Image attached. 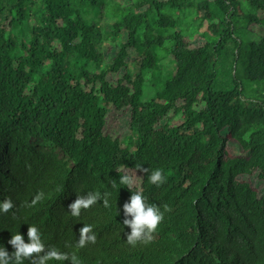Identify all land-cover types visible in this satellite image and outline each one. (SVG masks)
Instances as JSON below:
<instances>
[{"label":"trees","instance_id":"1","mask_svg":"<svg viewBox=\"0 0 264 264\" xmlns=\"http://www.w3.org/2000/svg\"><path fill=\"white\" fill-rule=\"evenodd\" d=\"M245 1L239 19V0H0V203L15 205L0 212V247L11 255L12 236L28 243L35 226L79 264H264V192L236 180L256 172L264 183V35L251 30L264 27V0ZM192 24L205 25L199 45L186 39ZM103 45L115 48L107 62ZM158 51L171 62L163 81ZM147 75L161 88L143 102ZM107 107L129 110L131 152L105 131ZM170 113L181 122L156 128ZM229 142L237 155L227 156ZM136 165L167 180L157 187L137 172L132 191L164 219L152 242L133 247L123 224L133 193L119 180ZM97 191L110 207L71 216L78 195ZM84 225L96 242L78 248Z\"/></svg>","mask_w":264,"mask_h":264},{"label":"clouds","instance_id":"2","mask_svg":"<svg viewBox=\"0 0 264 264\" xmlns=\"http://www.w3.org/2000/svg\"><path fill=\"white\" fill-rule=\"evenodd\" d=\"M137 172L148 174V180L151 184L159 187L166 183V176L161 169H155L149 172L148 168L141 165L135 166V172L132 174L120 175L119 183L124 185L133 194L129 202L123 205L124 226L131 229L127 234L126 241L130 246L135 247L138 243H150L155 239V233L164 219V213L156 205L146 202L142 193L137 190L133 192V188L140 179L136 175ZM115 187V183L113 184ZM45 198V194L40 192L33 198L31 205L34 206ZM103 200L104 207H110L108 193L103 196L100 192H88L87 195H78L76 200L71 203L69 211L71 216L79 218L82 210H88L95 206L99 201ZM15 207L11 198H6L0 203V212L8 213ZM165 211H170L167 205L164 206ZM130 217V219H129ZM28 243L20 234H15L8 243L15 249L10 255L3 247H0V264H24V261H30L31 264H48L49 261H71V264H79V260L75 254L69 256L62 253L56 248H47L42 241L41 234L37 227L29 226L27 231ZM96 235L91 225H84L80 229L79 239L76 247L84 248L88 244H95Z\"/></svg>","mask_w":264,"mask_h":264},{"label":"rangeland","instance_id":"3","mask_svg":"<svg viewBox=\"0 0 264 264\" xmlns=\"http://www.w3.org/2000/svg\"><path fill=\"white\" fill-rule=\"evenodd\" d=\"M239 4L240 5L237 6L236 9L239 11L238 18L240 19L242 18V15L240 12L250 11V8L248 7L245 0H239ZM183 28L186 29V33H185L186 39L189 40L190 44L199 45L202 43L201 33L202 31L205 30V25L201 26L199 29L197 28L195 24H192L189 26L183 25ZM251 30L260 35H264V27L253 26ZM114 51H115V48L113 46H108V45L102 46V52L104 55L105 62L111 59ZM157 54L160 60V63H159L160 69L156 73V75L160 77V81H163L165 79L167 70H169L171 66L170 57H168L166 53H164L163 51H158ZM129 55L130 56L127 60V64H128L129 70L133 72L137 58H136V54L132 51L129 52ZM122 73L123 71H120L116 75H109L107 77V80L113 84L118 80V78L120 77V75H122ZM240 76H241V80L243 82L245 91L247 92V94L252 95L254 86L247 83L243 72H241ZM148 77H149L148 75L145 77V82L142 86V101L143 102H149L150 100H152L154 96V92L161 88V84L159 83L151 85L149 83ZM105 117H106L105 118L106 120L105 131L110 132L112 135L116 136L119 139L121 146L126 150V152H131L134 148L132 146V143L134 142V135L128 130L129 110L124 109L121 111H115L112 107H107ZM180 122H181L180 114L173 115L172 113H170L167 119L160 121L156 125V128L164 124L176 126ZM221 134L222 136H227V132L225 130H223ZM43 141L44 140L42 139L31 140V143L36 147L43 148L45 150L54 152L59 158H64L57 148H54L52 144L46 143ZM226 154L227 156H235L238 154L237 147L232 142H229L227 144ZM125 173L132 174L134 172L125 171ZM136 175L140 177L139 174L136 173ZM236 180L240 182L249 183L251 187L257 191L259 195L264 192V183L257 179L256 172L252 173L251 175L238 176L236 177ZM139 185H140V179L137 181L134 187L138 188Z\"/></svg>","mask_w":264,"mask_h":264}]
</instances>
